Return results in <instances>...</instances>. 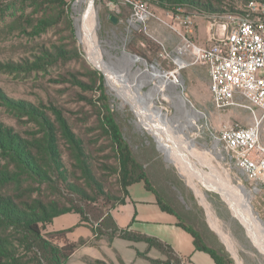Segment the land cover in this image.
Masks as SVG:
<instances>
[{
    "label": "rangeland",
    "instance_id": "374dc122",
    "mask_svg": "<svg viewBox=\"0 0 264 264\" xmlns=\"http://www.w3.org/2000/svg\"><path fill=\"white\" fill-rule=\"evenodd\" d=\"M76 1L67 0L66 5L73 32L67 26H61L52 28L40 36L25 37L17 30L8 32V28L0 23V62L22 61L27 55L32 58L27 51L28 47L46 46L49 48L55 45L67 51L63 53V56L56 58L57 61L48 62V65L33 72L10 71L0 66V87L13 98L31 101L50 113H63L77 135L84 141L88 163L93 164L99 172V178L105 188L103 195H97V204L87 208L89 218L97 220L100 214L104 212L107 214L124 198V194L120 191L118 175L111 170V166L116 165V160L110 148L107 147V142L100 138V132L96 129L99 119V94L100 87H102L100 82L96 83L94 80L93 72H96L103 79L108 102L114 111L123 136L129 143L134 158L142 167L141 170L149 186L154 189L148 190L144 182L133 184L129 188L128 202L125 205H119L114 211V216L123 217L121 220L127 222L126 227L131 225L132 230L147 234L150 233L142 230H152L176 240L177 244L186 246L193 244V238L179 224V222H184L199 232L207 246L227 253L233 264H264V247L252 235L242 218L235 214L228 200V194L219 186L220 183L212 188L198 181V187L204 192L206 203L213 215L218 218L222 229L230 235L232 244H228L218 232L207 205L189 183L188 177L181 174L179 167L167 159L166 153L160 150L161 143L158 141L159 146L154 134L144 125L140 126L139 117L135 113L139 111H136L112 89L104 71L89 58L78 28L79 22H82L80 26H83V20H77L79 15H83V8L87 6V3H84V7L82 6L78 12L74 8ZM113 1L114 4H110V0H95V6L94 3L92 5L98 11L97 35L106 50V52L103 51V56L107 62H110V55L120 57L123 50L145 59L142 63L137 62L132 71H135L137 67L150 69L153 65L161 69L174 67L171 56L178 47L185 44L180 32L188 35L185 32L183 17L189 16L192 20L194 33L189 34L188 37L197 44L204 45L213 35L220 33V28L229 19V15L240 14L249 2L201 0L203 4L199 6L173 4L171 8H165L158 0H144L148 3L154 17L139 29L131 32L127 18L132 13V7L121 0ZM204 4L207 6H203ZM114 63L117 64L116 68L114 67L116 72L128 76L126 69L130 68V65H126L124 61L117 63L115 58ZM181 73L187 97L192 100L197 110L205 113L198 120V128L191 130L189 136L196 139V148L200 152L211 157L213 165L230 175L233 187L242 185L247 189V196L255 214L264 221L263 197L252 194L250 192L251 183L241 177L235 168H231L226 159L215 156L216 151L211 140L212 132L219 133L227 124L239 123L244 126L253 124L255 114L250 109L252 105L242 99L241 105L221 110L216 108L210 90L208 69L203 63L186 66ZM142 77L141 89L142 92H146L154 83L149 85L144 82V80L148 81V77ZM129 80L131 81V78L127 79ZM171 103L172 100L163 98L157 100V104L172 116L176 110ZM254 110L259 118L263 117L264 131V111L259 107H254ZM0 119L26 136L39 131L28 116H23L18 120L2 107H0ZM110 154L112 156H108ZM222 154L226 155L224 151ZM181 156L200 172H205L207 175L212 174V169L208 166L188 158L186 154ZM75 164L76 160L66 157L69 178L72 182L78 180L84 183L83 175ZM74 172L78 174L74 175ZM238 189V194H241L242 189ZM160 200L175 212L163 209ZM96 231L99 235L105 233L98 229ZM106 237L109 239L105 233ZM157 237L160 238L158 235ZM118 241L123 244V247L117 244L119 249L131 253L136 250L134 246H146L144 242H130L122 238ZM103 251L104 259L109 261L113 258L114 253L110 248H104ZM164 259H166L165 256ZM147 260L146 258L141 259L139 260L141 262L137 264H152ZM120 263L123 264L122 259Z\"/></svg>",
    "mask_w": 264,
    "mask_h": 264
},
{
    "label": "trees",
    "instance_id": "16d2710c",
    "mask_svg": "<svg viewBox=\"0 0 264 264\" xmlns=\"http://www.w3.org/2000/svg\"><path fill=\"white\" fill-rule=\"evenodd\" d=\"M158 1L165 8H171L173 4H203L201 0ZM66 5L67 0H0V23L8 28V32L17 30L25 37L40 36L61 26H67L73 32ZM27 51L32 58L27 55L22 61L0 62V66L10 71L33 72L48 62L57 61L56 58L67 52L55 45L49 48L28 47ZM93 77L102 86L96 129L116 160L111 170L118 175L120 191L124 194L119 204H123L133 184L144 182L149 190L154 189L149 186L142 167L123 136L108 102L102 77L96 72H93ZM0 107L18 120L28 116L39 128V131L26 136L0 119V264H67L85 241L72 240L68 230H47L56 217L66 213H78L83 220L99 221L97 229L104 231L110 241L119 237L130 242H145L149 248L158 249L166 259L152 258L139 252L153 264H187L186 259L167 241L129 227H119L111 215L116 205L107 214H100L97 220L89 218L87 208L97 204V195H103L105 188L99 172L88 163L84 141L63 113H50L31 101L13 98L2 87ZM67 156L76 160V168L82 173L84 183L72 182L69 178ZM160 205L172 211L161 200ZM179 224L192 235L198 250L210 254L217 264H233L227 253L207 246L196 229L184 222Z\"/></svg>",
    "mask_w": 264,
    "mask_h": 264
},
{
    "label": "built area",
    "instance_id": "2783aa9c",
    "mask_svg": "<svg viewBox=\"0 0 264 264\" xmlns=\"http://www.w3.org/2000/svg\"><path fill=\"white\" fill-rule=\"evenodd\" d=\"M121 1L132 7V13L127 19L131 32L154 17L144 0ZM109 3L114 4L113 1ZM228 18L222 24L220 33L213 35L204 45H199L188 37L194 33L192 20L189 16L182 18L188 35L180 32L185 44L178 47L171 56L174 67L161 69L155 65L171 83L163 91L165 96L161 94L157 100H172L176 113L173 100L178 96L194 107L192 100L186 95L181 71L191 64L203 63L208 69L210 90L216 108L221 110L241 105L242 99L249 102L253 106L250 109L255 114L254 123L249 126L227 124L219 133L212 132L211 140L216 153H220L231 168H235L241 177L251 183L250 192L262 196L264 200L263 117L259 118L254 110V107H259L264 111V1L251 0L240 14L229 15ZM163 111L168 114L166 110ZM199 119L196 121V128Z\"/></svg>",
    "mask_w": 264,
    "mask_h": 264
},
{
    "label": "bare ground",
    "instance_id": "6f19581e",
    "mask_svg": "<svg viewBox=\"0 0 264 264\" xmlns=\"http://www.w3.org/2000/svg\"><path fill=\"white\" fill-rule=\"evenodd\" d=\"M94 1L95 0H77L74 5V8L79 12L83 4L87 3V6L83 8V15H79L77 20H83V26H80L82 22H79L78 28L89 58L96 66L104 71L112 89L119 94L124 101L131 104L136 111H139L135 113H137L139 117L140 126L143 127L144 125L154 134L158 139H156L157 143H161V150L166 153L167 159L179 167L181 174L188 177L189 183L207 205L209 214L213 218V222L223 239L228 244H232L229 237L230 235L225 233L218 218L213 215L212 210L206 203L204 192L198 187V181L212 188L216 186L215 184L220 183L219 186L228 194V200L235 214L242 218L252 235L264 247V222L255 214L247 196V189L242 185H236L238 188L242 189L241 194H238L239 189L236 186L233 187L234 184L229 178L230 175L227 172L220 171L213 165V161L210 159L211 157L209 158L204 152H200L196 148L197 141L189 136V132L196 128L197 119L203 114L189 105L181 96L173 100V105L177 109L175 115L171 116L164 112L157 104V97H159L171 83L165 74L155 65H153L152 69L137 67L135 71H132V68L137 62L142 63L145 59L143 60L126 50L122 51L120 57L110 55V62L104 59L103 51L106 52V50L102 46L97 35L98 11L92 6ZM114 58L117 63L124 61L126 65H130V68L126 69L128 76L116 72L115 68L117 64L114 63ZM142 76L148 77V81L144 80L145 83L149 85L152 82L154 83L146 92H142L141 89L143 81ZM129 78H131V81H127ZM182 154H186L188 158L208 166L212 169V174L207 175L205 172H200L197 168L192 166L190 162L184 159L181 156ZM215 154L216 157L221 158L220 153ZM195 180H197V182Z\"/></svg>",
    "mask_w": 264,
    "mask_h": 264
},
{
    "label": "crops",
    "instance_id": "0c3cea01",
    "mask_svg": "<svg viewBox=\"0 0 264 264\" xmlns=\"http://www.w3.org/2000/svg\"><path fill=\"white\" fill-rule=\"evenodd\" d=\"M206 43H208V41ZM128 198L129 196L126 198L125 203L118 204L111 210V215L114 221L121 228H128V227L130 228L131 225L126 227L127 222H123L121 220L123 219V217L121 218L118 216H114V211L119 205H125L128 202ZM98 224L99 221L93 222L91 220H83L81 215L78 213H66L56 217L53 220V222L47 226V230L48 231L68 230L69 231L68 236L72 240L85 241L84 244H82L76 249L74 254L69 258L67 264H109L108 262H110V264H121L120 263L121 259L123 261V264H137L138 262H141L139 260L145 259V257L143 256L140 257L139 252L147 253V255L152 258L164 259V255L158 249L149 248L145 242L144 243L146 244V246L143 245H139V247L134 246L136 250L133 251V253L119 249L117 247V244L119 245L121 244V246L123 247L122 243H118L119 238L115 237L110 241L107 237L105 238V234L99 235L98 232L96 231ZM142 231L153 234V236L156 235V237L158 235L160 236L161 239H165L176 249L178 253H180L186 259L187 264H217L210 254H208L205 251L198 250L195 247L194 240H193V244L190 243V245L188 244L184 246L182 244H177L176 240H172L164 234L152 230L151 231L145 230V229H143ZM129 245L132 246V244L130 243ZM125 246L128 247L126 243ZM104 248H110L114 253L113 258L111 260L109 259V261L104 259V256L102 257Z\"/></svg>",
    "mask_w": 264,
    "mask_h": 264
},
{
    "label": "water",
    "instance_id": "95a60500",
    "mask_svg": "<svg viewBox=\"0 0 264 264\" xmlns=\"http://www.w3.org/2000/svg\"><path fill=\"white\" fill-rule=\"evenodd\" d=\"M114 21H116V19L113 18ZM137 56V55H136ZM139 57V56H138ZM161 150V149H160ZM264 222V221H263Z\"/></svg>",
    "mask_w": 264,
    "mask_h": 264
}]
</instances>
